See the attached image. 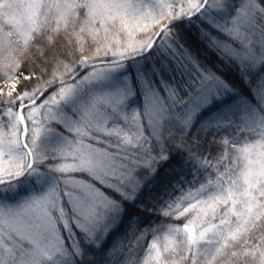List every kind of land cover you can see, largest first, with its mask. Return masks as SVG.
Here are the masks:
<instances>
[{
	"label": "snow or ice",
	"instance_id": "1",
	"mask_svg": "<svg viewBox=\"0 0 264 264\" xmlns=\"http://www.w3.org/2000/svg\"><path fill=\"white\" fill-rule=\"evenodd\" d=\"M0 73V264H264V0H0Z\"/></svg>",
	"mask_w": 264,
	"mask_h": 264
},
{
	"label": "trees",
	"instance_id": "2",
	"mask_svg": "<svg viewBox=\"0 0 264 264\" xmlns=\"http://www.w3.org/2000/svg\"><path fill=\"white\" fill-rule=\"evenodd\" d=\"M193 35L188 36V42L193 47H196V33L195 28L192 29ZM43 41H41L42 43ZM87 53V44L84 45ZM42 49L37 48L35 45L31 48L30 51L26 52L22 57V62L20 68L17 70L18 73H24L25 75H32L30 80H22L18 85L19 88H30L37 83H43L49 77V74L54 70L52 60L45 61L40 55ZM85 53V54H86ZM5 77L0 73V87H3L5 92L8 90L7 86L4 83ZM15 95V92L13 93ZM231 142L232 137H228ZM227 146H224L221 142V151L223 152ZM234 150L229 149L228 154L231 155ZM165 165L161 166V175H164ZM171 171V169H169ZM175 175V173H173ZM186 218H176L175 216H163L161 214H156L151 217L152 224L148 226V230L144 232L139 238L130 237L127 242V255L131 257L134 264H144L145 257L147 256V248L150 244V241L154 237H159V242L163 245V237L166 235V230L168 227H182Z\"/></svg>",
	"mask_w": 264,
	"mask_h": 264
}]
</instances>
